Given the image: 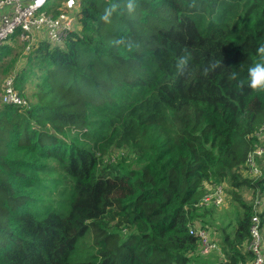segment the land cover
<instances>
[{
    "label": "trees",
    "instance_id": "16d2710c",
    "mask_svg": "<svg viewBox=\"0 0 264 264\" xmlns=\"http://www.w3.org/2000/svg\"><path fill=\"white\" fill-rule=\"evenodd\" d=\"M81 2L65 44L7 64L31 107L0 102V264H247L264 198V153L259 174L247 165L264 145V89L247 86L264 0ZM216 184L235 205L217 225L218 207L199 205ZM195 223L214 224L218 251H198Z\"/></svg>",
    "mask_w": 264,
    "mask_h": 264
},
{
    "label": "built area",
    "instance_id": "2783aa9c",
    "mask_svg": "<svg viewBox=\"0 0 264 264\" xmlns=\"http://www.w3.org/2000/svg\"><path fill=\"white\" fill-rule=\"evenodd\" d=\"M48 0H0V48L12 37L16 36L26 42L27 49L41 40L50 46H62L69 38L71 32L77 27V13L82 5L81 0H67L64 9L58 14L48 12ZM28 99L17 89L15 74L5 78L2 86L0 101L3 104L31 107ZM259 139L264 138V124L257 131ZM264 153V145L256 143L248 153L247 165L251 174H259L257 157ZM225 202L222 184L211 185L207 188L201 205L221 206ZM256 213L252 216L250 226L251 240L248 248L253 252L254 258L247 264H264V198L255 201ZM190 233L197 238L198 251L202 255L218 251L219 245L209 228L201 224H191Z\"/></svg>",
    "mask_w": 264,
    "mask_h": 264
},
{
    "label": "clouds",
    "instance_id": "9594fccd",
    "mask_svg": "<svg viewBox=\"0 0 264 264\" xmlns=\"http://www.w3.org/2000/svg\"><path fill=\"white\" fill-rule=\"evenodd\" d=\"M126 8L128 12H133L135 10V3L134 0H126ZM119 9V5L117 3H111L105 9L104 15L101 19L105 22H108L114 13H117ZM120 43L131 49L133 47L132 43L127 41L126 39H121ZM257 53L259 54L260 60L259 62L255 63L253 66L248 68V81L247 86L252 89H264V43L258 45L256 49ZM188 57L181 56L177 60V71L183 73L184 69L188 65ZM208 69H205V73H207ZM237 73L233 72L231 74V78H236Z\"/></svg>",
    "mask_w": 264,
    "mask_h": 264
},
{
    "label": "rangeland",
    "instance_id": "374dc122",
    "mask_svg": "<svg viewBox=\"0 0 264 264\" xmlns=\"http://www.w3.org/2000/svg\"><path fill=\"white\" fill-rule=\"evenodd\" d=\"M47 3H49V0ZM20 41H21L20 39H18L16 36H14L8 42L5 43V44H7V46L15 47L16 50H15L14 54H10L7 57H4V61L0 62V92L2 91V86H3V82H4L5 78H7L10 75V71H12V70H10L9 75H8L9 68L7 67V64H9L11 59H13L14 56L17 55V53H19V51L24 50L25 52H28L30 50V49H27L26 43L24 45ZM19 60H21V59L18 57V61ZM13 69H14V67H13ZM29 90L31 91L30 87H29ZM27 101L30 102L29 100H27ZM260 140H261V142H264V138H262ZM223 188H224V185H223ZM247 196L250 197V195H247ZM225 199H226V201L221 206H219L217 208V213L215 214L217 219L214 222L215 225H217V223H219V222L222 223V221H224V224L226 222L228 223V220L230 221V219L235 218V216H234L235 215V205L232 202H230L227 198H225ZM214 224L210 225V227H209L210 231L212 232L213 238L217 235V233H215L216 228H215Z\"/></svg>",
    "mask_w": 264,
    "mask_h": 264
},
{
    "label": "crops",
    "instance_id": "0c3cea01",
    "mask_svg": "<svg viewBox=\"0 0 264 264\" xmlns=\"http://www.w3.org/2000/svg\"><path fill=\"white\" fill-rule=\"evenodd\" d=\"M2 13H3V11L0 10V18H1V16H2ZM41 39H42V38H41ZM41 39H40V40H41ZM6 45H7V44H6ZM1 48H2V47H1ZM1 48H0V49H1ZM1 61H4V57H3V56H0V62H1ZM0 97H1V92H0ZM0 102H1V101H0Z\"/></svg>",
    "mask_w": 264,
    "mask_h": 264
}]
</instances>
